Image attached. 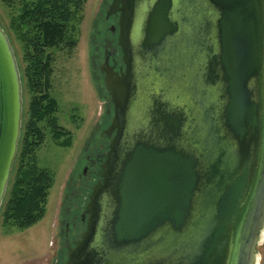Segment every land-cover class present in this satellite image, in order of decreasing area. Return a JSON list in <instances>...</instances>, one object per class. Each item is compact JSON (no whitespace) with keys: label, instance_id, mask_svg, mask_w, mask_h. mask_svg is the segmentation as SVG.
I'll list each match as a JSON object with an SVG mask.
<instances>
[{"label":"water","instance_id":"1","mask_svg":"<svg viewBox=\"0 0 264 264\" xmlns=\"http://www.w3.org/2000/svg\"><path fill=\"white\" fill-rule=\"evenodd\" d=\"M114 15L116 135L65 264H261L264 0H112ZM22 124L0 25V212Z\"/></svg>","mask_w":264,"mask_h":264},{"label":"rangeland","instance_id":"2","mask_svg":"<svg viewBox=\"0 0 264 264\" xmlns=\"http://www.w3.org/2000/svg\"><path fill=\"white\" fill-rule=\"evenodd\" d=\"M105 1L86 0L78 45L72 53L55 52L57 93L63 102V114L69 115L71 109L75 110L73 144L69 149H63L55 145L48 136L46 143L38 150L39 166L52 172L55 179L48 198L47 212L40 222L26 230L4 227L0 219V264H59L66 255L63 252L67 250L63 236L64 210L68 208V204L72 205L71 191L83 169L88 141L94 133H99L96 126L100 102L91 81L89 66L91 47L97 43L94 51L98 54L104 46V34L97 35L95 32L100 27L99 31L103 32L107 27V24H103V12H107L109 6H105ZM9 15L8 9L0 0V25L8 35L21 64L20 46L9 29ZM27 100L24 93V112ZM258 251L260 255L264 254V246Z\"/></svg>","mask_w":264,"mask_h":264},{"label":"trees","instance_id":"3","mask_svg":"<svg viewBox=\"0 0 264 264\" xmlns=\"http://www.w3.org/2000/svg\"><path fill=\"white\" fill-rule=\"evenodd\" d=\"M9 11V29L20 46L18 66L22 82L31 92L44 82V76L55 62V52L72 53L78 45L79 27L84 19L86 0H1ZM112 0H106L105 6ZM104 6V7H105ZM106 10L103 12L105 18ZM11 42V41H10ZM16 55V54H15ZM17 58V56H16ZM48 128L52 138L61 143L63 134L56 131L53 105L48 108ZM46 120L37 108H31L23 121L18 154L14 163L7 196L0 219L8 228L26 230L46 215L48 198L54 185V174L39 166L37 153L47 133L40 126ZM64 144L71 137L64 133ZM63 143V142H62ZM66 254L59 264H65ZM58 264V263H57Z\"/></svg>","mask_w":264,"mask_h":264},{"label":"flooded vegetation","instance_id":"4","mask_svg":"<svg viewBox=\"0 0 264 264\" xmlns=\"http://www.w3.org/2000/svg\"><path fill=\"white\" fill-rule=\"evenodd\" d=\"M118 18L119 15H114L107 19L105 15L103 23L107 24L105 31H99L101 29L100 27V29L95 32L97 35L104 34L103 49L98 54L95 53L94 46L97 43H95L94 35L95 44L90 50L91 64L89 66V74L96 97L100 102V115L96 126L99 133H94L92 139L88 141V148L85 150L86 155L83 157V169L81 173L78 174L77 182L74 184L75 186L71 191L72 205L68 204V208L64 210L65 229L63 236L65 239V246L67 242L74 246V243L80 240L81 234L86 230L89 218V214H86V211L90 203V196L93 188L98 183L103 182L102 173L105 172L103 166L107 159V153L109 152L111 142L116 135V133H112L111 136H109L107 133L115 115V105L111 101V92L107 89L106 77L108 73H113V78H116L115 74L120 77L126 69L121 48L118 46ZM107 44L110 45L108 49H106ZM56 63L57 60H55L53 64L51 63L50 72L44 76V82L39 84V88L36 91L31 92L26 83L22 82L23 95L25 93L28 99L25 112L23 111V121H27L31 108H37L44 115V118H46V120L40 121V126L47 133L44 144L47 141V137L50 136L55 145L63 149H69L73 144L75 110L71 109L69 115L63 114V102L57 93ZM51 104L54 110L52 113L54 117L51 119H53V121L55 120L56 131L61 132L63 138H65L64 133L68 134V137H71L70 145L64 144L63 138L60 144L56 143L52 138V134L49 132L51 128H48L49 123L47 116L48 108Z\"/></svg>","mask_w":264,"mask_h":264},{"label":"crops","instance_id":"5","mask_svg":"<svg viewBox=\"0 0 264 264\" xmlns=\"http://www.w3.org/2000/svg\"><path fill=\"white\" fill-rule=\"evenodd\" d=\"M261 264H264V254L263 253H261Z\"/></svg>","mask_w":264,"mask_h":264}]
</instances>
